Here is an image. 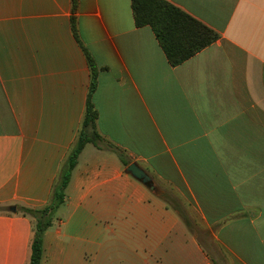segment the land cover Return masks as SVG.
Segmentation results:
<instances>
[{"label":"crops","instance_id":"crops-1","mask_svg":"<svg viewBox=\"0 0 264 264\" xmlns=\"http://www.w3.org/2000/svg\"><path fill=\"white\" fill-rule=\"evenodd\" d=\"M168 1L220 34L176 66L132 0H78L79 39L72 0H0V264L29 261L20 208L50 202L76 141L86 50L98 130L152 181L87 143L40 264H264V0Z\"/></svg>","mask_w":264,"mask_h":264},{"label":"trees","instance_id":"trees-1","mask_svg":"<svg viewBox=\"0 0 264 264\" xmlns=\"http://www.w3.org/2000/svg\"><path fill=\"white\" fill-rule=\"evenodd\" d=\"M72 2V29L76 38L79 39L75 16L78 0H72ZM132 11L136 26L149 25L152 28L169 63L173 66L188 60L220 37V34L213 28L168 0H132ZM84 50L86 49L84 48ZM86 54L91 75L86 109L76 141L65 158L54 182L50 202L37 209L20 208L24 214H28L36 220L27 264H40L44 231L52 225L57 208L65 200V189L72 171L78 163L80 153L87 143H92L98 148L112 150L120 156L125 165L130 164V161L124 156V151L106 139L98 130V111L92 100V95L97 88L98 67L87 50ZM0 210H4V208L0 207Z\"/></svg>","mask_w":264,"mask_h":264},{"label":"water","instance_id":"water-1","mask_svg":"<svg viewBox=\"0 0 264 264\" xmlns=\"http://www.w3.org/2000/svg\"><path fill=\"white\" fill-rule=\"evenodd\" d=\"M126 172L133 175L135 178H137L138 180L142 181L145 184H149L152 181V177L137 162L130 163L126 168ZM150 188L155 189V186L151 184ZM9 209L12 211H16V206L12 205L9 207Z\"/></svg>","mask_w":264,"mask_h":264},{"label":"rangeland","instance_id":"rangeland-1","mask_svg":"<svg viewBox=\"0 0 264 264\" xmlns=\"http://www.w3.org/2000/svg\"><path fill=\"white\" fill-rule=\"evenodd\" d=\"M124 153V156L126 157V154H125V152H123ZM172 196L170 195V203H176L177 205L179 204L180 205V207L182 208V210L185 212V213H187L188 215H189V217L192 219V224L193 225H196L197 224V219L193 216V213H192V211L186 206V204H184L183 202H178V201H175V200H173L172 198H171ZM173 203V204H174ZM54 218H55V215H54ZM198 225V224H197Z\"/></svg>","mask_w":264,"mask_h":264}]
</instances>
